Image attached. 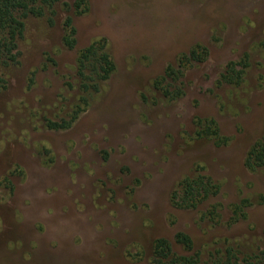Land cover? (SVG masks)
I'll return each mask as SVG.
<instances>
[{
	"label": "rangeland",
	"instance_id": "374dc122",
	"mask_svg": "<svg viewBox=\"0 0 264 264\" xmlns=\"http://www.w3.org/2000/svg\"><path fill=\"white\" fill-rule=\"evenodd\" d=\"M87 3L83 15L59 9L55 27L31 19L19 64L3 69L0 264H153L158 239L201 264H223L230 249L241 258L264 250V168L245 166L264 137V0ZM66 16L74 51L62 44ZM95 41L107 43L116 71L85 94L76 62ZM197 44L207 61L172 83L184 96L166 97L156 81ZM82 97L88 108L71 129H47ZM206 120L226 144L200 138ZM196 174L220 193L196 210L175 208L172 195ZM235 205L245 206L244 219L233 221ZM213 206L219 220L207 217ZM178 233L192 252L175 242Z\"/></svg>",
	"mask_w": 264,
	"mask_h": 264
},
{
	"label": "trees",
	"instance_id": "16d2710c",
	"mask_svg": "<svg viewBox=\"0 0 264 264\" xmlns=\"http://www.w3.org/2000/svg\"><path fill=\"white\" fill-rule=\"evenodd\" d=\"M73 11L77 15H83L88 11L87 0H0V91L7 88L8 82L3 74V69L19 64L20 44L25 39L28 24L31 19L45 20L50 27L58 23L60 10ZM63 37L62 44L69 50L77 48V31L74 20L66 16L62 22ZM209 52L201 44L195 45L189 54H183L178 58V67L169 66L164 77L156 81L155 87L170 99H179L184 96L182 89L175 87L183 71L194 66L195 63L207 61ZM237 64L231 63L229 71L235 74ZM116 71V64L107 49L105 41H95L88 47L82 49L76 62V77L80 91L85 94L97 92L101 83L107 82ZM242 72H237L239 76ZM224 81L232 83L229 76H223ZM71 86V85H70ZM86 97L80 99V104L66 117L58 121L47 120L46 127L50 131H66L73 127L80 116L88 108ZM198 134L200 138H210L217 145H224V138L214 120L199 122ZM246 168L256 172L264 168V137L258 141L248 152L245 160ZM220 193V186L212 178L196 174L185 178L172 195V203L175 208L181 210H196L204 202ZM244 205H235L233 209V221L244 219ZM208 212L207 217L219 220L220 215L217 206ZM175 242L183 250L190 253L193 251L192 239L184 234L178 233ZM153 264H201L198 255H180L174 251L172 243L166 239H158L153 247ZM223 264H264V250L256 255L239 257L234 250L226 253Z\"/></svg>",
	"mask_w": 264,
	"mask_h": 264
}]
</instances>
